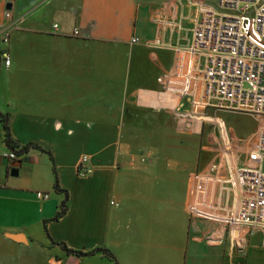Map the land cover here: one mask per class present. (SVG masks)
Listing matches in <instances>:
<instances>
[{"label": "crops", "instance_id": "crops-1", "mask_svg": "<svg viewBox=\"0 0 264 264\" xmlns=\"http://www.w3.org/2000/svg\"><path fill=\"white\" fill-rule=\"evenodd\" d=\"M215 3L0 0V30L16 23L7 43L0 32V53L10 56L8 67L0 58V114L16 144L52 153L68 193L66 215L45 232L62 199L49 158L29 151L10 165L0 124V249L25 250L40 264H115L100 253L65 256L50 240L107 250L116 264H264V234L225 223L232 212L264 214V190L240 187L264 123L252 118L244 141L223 127L224 148L215 128L203 134L205 118L188 113L187 99L161 83L191 40L196 6ZM156 39L163 47L144 44ZM177 110L188 112L177 118ZM82 157L92 170L85 177L77 172ZM229 178L236 187L225 198Z\"/></svg>", "mask_w": 264, "mask_h": 264}, {"label": "built area", "instance_id": "built-area-1", "mask_svg": "<svg viewBox=\"0 0 264 264\" xmlns=\"http://www.w3.org/2000/svg\"><path fill=\"white\" fill-rule=\"evenodd\" d=\"M196 14L190 42L176 49L174 67L161 83L175 95L186 98L187 112L198 120L206 109H212L244 114L264 123V0H216L214 6L197 5ZM14 29L16 23L0 30L3 43L8 42L9 33ZM53 29L56 32L58 25ZM140 42L132 39V43ZM144 44L163 47L159 39ZM0 58L6 67L10 65L8 51H2ZM187 112L177 110L176 117L186 116ZM256 141L246 169L240 171V187L255 185L264 190V174L260 170L264 128ZM4 158L10 161L14 155L8 152ZM87 161V157H82L78 162L77 172L82 177L92 173L85 165ZM221 184L220 192L225 198L231 197L235 181L229 178ZM36 197L47 200L49 195L37 193ZM262 215L247 219L232 212L225 217V223L258 229L264 234Z\"/></svg>", "mask_w": 264, "mask_h": 264}, {"label": "rangeland", "instance_id": "rangeland-1", "mask_svg": "<svg viewBox=\"0 0 264 264\" xmlns=\"http://www.w3.org/2000/svg\"><path fill=\"white\" fill-rule=\"evenodd\" d=\"M214 111V110H213ZM208 112L201 117V119L205 118V121L207 123V126H201V129L203 130V134L206 136L209 132H212V128H215L218 132V135L220 136V143L225 148V137L224 134V128L226 127L227 134L233 140V138L238 139L240 141H244L245 138L250 133L251 125H253V120L247 115L240 114V113H234L229 111H223V110H216L214 112ZM211 116V117H209ZM209 118V119H208ZM200 119V120H201ZM222 121L224 122L225 126H223ZM255 121H257L255 119ZM259 122V121H258ZM202 124L205 123L204 121L201 122ZM222 123V124H221ZM203 127V128H202ZM224 129V130H223ZM221 131H222V140H221ZM259 131L255 135V138L257 139ZM224 142V143H223ZM222 150V149H221ZM216 154H218V151H215ZM33 258L37 261H45V256L40 255H33ZM0 264H40L36 261H33L32 256L28 254L25 250H14V249H0ZM55 264V261L50 263Z\"/></svg>", "mask_w": 264, "mask_h": 264}, {"label": "trees", "instance_id": "trees-1", "mask_svg": "<svg viewBox=\"0 0 264 264\" xmlns=\"http://www.w3.org/2000/svg\"><path fill=\"white\" fill-rule=\"evenodd\" d=\"M0 124L2 125L3 132H4L3 143L6 146L7 150L14 155V159L10 160V162H9L10 165L19 164L21 162V159L23 157H25L29 151H34V152L46 154L49 158V161H50L51 166H52L53 176H54V185H53L54 192L57 195L62 196V199L59 203L58 211L55 214V216L50 221H47L44 223V225H45L44 229H45V232H47V230H46L47 223L48 222H56V221L60 220L61 218H63L66 215V213L68 211V193L65 189H62V187L59 185L57 170H56V166L54 163L52 153L48 149L41 147L39 145H36V144H29V145H26L23 147L16 144L13 141L11 134H10L9 116L8 115L0 114ZM50 243H51V246L58 247L62 251V253H64L65 256H73L76 258H80V257L87 256L89 254L91 255L94 253H100L104 257L108 258L109 260L113 261L116 264L114 257L107 250H104V249H96L95 251H93L91 253H83L80 251H75V250L67 248L64 243H56V242H53L52 240H50Z\"/></svg>", "mask_w": 264, "mask_h": 264}, {"label": "water", "instance_id": "water-1", "mask_svg": "<svg viewBox=\"0 0 264 264\" xmlns=\"http://www.w3.org/2000/svg\"><path fill=\"white\" fill-rule=\"evenodd\" d=\"M224 141L226 143L227 139H225ZM17 172H18L17 169H12L11 172H10V174L13 175V176H16L17 175ZM10 238L12 240H14V241H17V242H20V239H21L20 236H16V235H11Z\"/></svg>", "mask_w": 264, "mask_h": 264}]
</instances>
